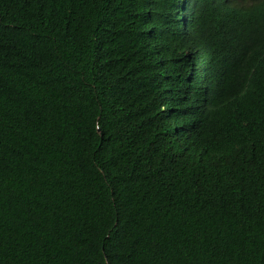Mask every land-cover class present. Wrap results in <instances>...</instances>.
Wrapping results in <instances>:
<instances>
[{"label": "trees", "instance_id": "trees-1", "mask_svg": "<svg viewBox=\"0 0 264 264\" xmlns=\"http://www.w3.org/2000/svg\"><path fill=\"white\" fill-rule=\"evenodd\" d=\"M0 264H264V0H0Z\"/></svg>", "mask_w": 264, "mask_h": 264}]
</instances>
